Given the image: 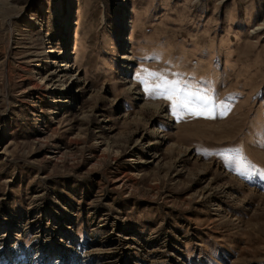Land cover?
<instances>
[{"label": "rangeland", "instance_id": "1", "mask_svg": "<svg viewBox=\"0 0 264 264\" xmlns=\"http://www.w3.org/2000/svg\"><path fill=\"white\" fill-rule=\"evenodd\" d=\"M228 149L264 170V0H0V264H264Z\"/></svg>", "mask_w": 264, "mask_h": 264}, {"label": "snow or ice", "instance_id": "2", "mask_svg": "<svg viewBox=\"0 0 264 264\" xmlns=\"http://www.w3.org/2000/svg\"><path fill=\"white\" fill-rule=\"evenodd\" d=\"M147 75L157 78L159 83L154 88H147L146 91H149L153 98H163L170 101L173 115L178 118L181 113L194 117L215 118V106L210 91H205L182 79L167 80L157 73H148ZM141 82L146 83V79L141 77ZM228 153H234V155ZM221 155L225 164L232 167L241 177L250 179L252 175L259 173L261 178H264V170L257 169L255 165L247 161L241 155L240 149H228Z\"/></svg>", "mask_w": 264, "mask_h": 264}, {"label": "bare ground", "instance_id": "3", "mask_svg": "<svg viewBox=\"0 0 264 264\" xmlns=\"http://www.w3.org/2000/svg\"><path fill=\"white\" fill-rule=\"evenodd\" d=\"M124 40H125V39H124ZM65 66H66V68H65L63 71H66V70H69V69L71 70L70 65H68V63H66ZM71 79H72V76L70 75V76H69V81H70Z\"/></svg>", "mask_w": 264, "mask_h": 264}]
</instances>
